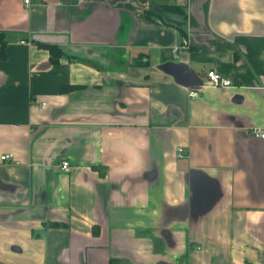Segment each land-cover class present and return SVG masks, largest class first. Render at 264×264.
I'll list each match as a JSON object with an SVG mask.
<instances>
[{
	"label": "crops",
	"instance_id": "obj_1",
	"mask_svg": "<svg viewBox=\"0 0 264 264\" xmlns=\"http://www.w3.org/2000/svg\"><path fill=\"white\" fill-rule=\"evenodd\" d=\"M261 129L264 0H0V264H264Z\"/></svg>",
	"mask_w": 264,
	"mask_h": 264
},
{
	"label": "built area",
	"instance_id": "obj_2",
	"mask_svg": "<svg viewBox=\"0 0 264 264\" xmlns=\"http://www.w3.org/2000/svg\"><path fill=\"white\" fill-rule=\"evenodd\" d=\"M26 3H29V0H25ZM207 83L210 86H230L232 84V81L230 80V78L222 76L221 74H219L218 72H216L215 70H208L207 71ZM200 87H190L188 90V95L190 96V98H195L198 97L200 95ZM45 104V102H41L37 105H35L36 109H39L41 106H43ZM256 135L264 138V129L261 130H256ZM179 153L182 156L183 155V149L179 148ZM10 154L7 155H2L1 156V160H6L10 157ZM68 161L67 160H62L60 167L63 170H68Z\"/></svg>",
	"mask_w": 264,
	"mask_h": 264
},
{
	"label": "trees",
	"instance_id": "obj_3",
	"mask_svg": "<svg viewBox=\"0 0 264 264\" xmlns=\"http://www.w3.org/2000/svg\"><path fill=\"white\" fill-rule=\"evenodd\" d=\"M46 47L49 49L53 59H56L59 56L60 51L56 48V46L46 45ZM51 225H53V226H64L62 223H57V222H52Z\"/></svg>",
	"mask_w": 264,
	"mask_h": 264
},
{
	"label": "clouds",
	"instance_id": "obj_4",
	"mask_svg": "<svg viewBox=\"0 0 264 264\" xmlns=\"http://www.w3.org/2000/svg\"><path fill=\"white\" fill-rule=\"evenodd\" d=\"M131 167V166H130Z\"/></svg>",
	"mask_w": 264,
	"mask_h": 264
}]
</instances>
